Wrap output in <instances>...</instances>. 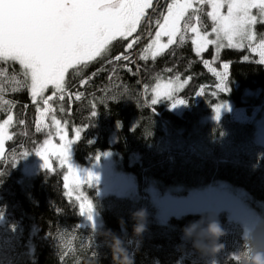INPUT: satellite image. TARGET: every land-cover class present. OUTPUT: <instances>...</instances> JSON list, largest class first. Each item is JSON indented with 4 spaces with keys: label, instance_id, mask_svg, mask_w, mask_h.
Wrapping results in <instances>:
<instances>
[{
    "label": "trees",
    "instance_id": "1",
    "mask_svg": "<svg viewBox=\"0 0 264 264\" xmlns=\"http://www.w3.org/2000/svg\"><path fill=\"white\" fill-rule=\"evenodd\" d=\"M168 1L163 0V5L160 6L157 12L163 10L164 4ZM207 11L208 6L205 7V12ZM152 18L155 20L157 18L156 14L153 13ZM154 29L155 27L153 26L152 32L155 31ZM146 30L147 25L145 21L137 33L141 39H149L146 36ZM117 43L125 44L127 41H113L109 50H113ZM186 51L185 48H182L173 52L174 54L176 53L173 60L158 61V57L154 60L152 58L141 60L140 57L143 55L142 50H138L134 63L125 66L119 62L114 69H106L104 76H99L94 71L97 64L103 59L97 58L79 70V72L91 70V77L88 80L89 85L82 84V81L77 82V80H74L72 73L77 71H71L68 86L65 89L75 87V94L83 93L79 101L65 96L64 102V107L67 110V120L82 127L81 139L75 147L76 160L86 163L88 157L80 152V148L84 144H90L93 141L92 137L100 135L99 138L104 139L107 137L109 131L117 128L120 129L119 136L121 142L119 150L122 152V158L125 161L136 159L162 164V166H155L157 174L155 178L161 181L163 185L183 184L185 186H194L206 184L217 179L230 182L229 179L231 177H236L238 182L244 184L242 187L249 190L256 199L264 202V189L258 191L259 193L255 192L249 186L250 183H248L253 181L257 185V181L262 178V175L256 173L255 178H251L250 180L249 172L241 171L237 174L236 165L225 162V160H231V157L215 156V151L223 150V145L230 144L224 141L223 138H221L219 146L214 147L213 151L209 154L211 158L223 160L218 162L221 164V168L218 169L214 165V163H217L215 161L210 162L205 160L204 164L202 162H197L196 164L193 162L187 163L188 160L184 162L178 161L177 163L175 161L173 163L169 158L160 159L158 157L162 153L163 149L161 151L160 149L163 147L150 139L153 130H158V121H154L155 118L150 116L148 112L151 110L146 105L148 97L142 94L144 87L142 88L137 82H132V73L139 66L147 70V74L143 76L144 79L149 78L146 88L151 86L158 78L175 79L176 76H179L181 79L188 80L189 86L197 90L203 86H208L216 93L213 94L212 92L209 96H206L208 100L207 105H204L203 100L200 103L197 100L194 102L192 96H181L189 101L187 103L188 108H190L180 115L182 117L190 118L189 111L196 109L198 106H201L205 111H209L212 105L219 101H231L236 106L238 99L241 97L254 98V108L264 106V87L257 86V83L264 76V63H259V61L253 65L241 63L239 61L244 60V55L247 53L245 50L225 49L222 52V58L224 60L229 58L234 61L233 73L230 76L228 75V90L216 91L214 85L219 82L218 79L213 76L212 72L210 74H200L201 66L197 60H192L193 55L187 52V55L184 54L181 57ZM210 53H212L211 48L203 56H207ZM247 54L250 57L256 55L252 52ZM128 67H131L132 71H127ZM12 68L14 72H9V77L15 74L19 78V66L14 65ZM192 71L194 74L191 73ZM0 80H4V83L9 88L12 87L10 79L0 77ZM89 87H91V91H88ZM247 89L251 90V93L245 94L244 91ZM25 90L30 95V90ZM26 92L23 91L19 95L23 101L26 100ZM75 94H73V97ZM113 95L120 97V99H117L116 102L111 101L109 97ZM6 96H14V93L9 92L6 94L5 99H8ZM92 99L98 102L94 109L97 111L95 117L91 116L93 109L89 101ZM57 101L58 99L54 100L55 103ZM155 108L163 115L167 125H175L176 128V124L183 122V119L177 117L179 114L165 109L164 104L155 105ZM27 111V108L13 110L14 114H12L14 115L15 122L12 131L15 130V135L12 140L7 142L6 149L16 145H23L28 141L31 135L28 125L20 132L18 130L23 124L18 123L17 125L19 120L24 121ZM0 113L2 114L1 110ZM33 115L36 119L35 111ZM133 116L135 117L132 118ZM136 118L137 120L135 121ZM83 119L89 121L88 129L85 132H83L84 128L80 124ZM139 123L140 125L138 126ZM16 125L18 126L17 128ZM134 126H138L139 128L131 132L130 128ZM195 126L193 122L190 126L184 125L182 127H186V132L188 133L193 131ZM247 126L244 134L234 142L236 144L239 141H244L245 147L243 153L245 158L240 159L241 162L246 161L250 144L252 142L258 143L255 140V131L252 123H247ZM216 132L218 131L216 130ZM36 134L37 132L34 133V135ZM210 139L213 138H199L197 141H200L205 146H210ZM99 142L100 139L95 142V149L99 150L98 153L108 149L103 148ZM259 148L262 152V161L264 163V147L259 144ZM158 152L160 153L158 154ZM192 153L197 156L193 151ZM153 160L156 161L153 162ZM0 172L4 173L0 176V214L3 215L0 218V264H116L113 258V245L116 242V238H119L123 242L124 248L133 260V264H176V261L171 260L172 258L168 257L167 253L169 252L167 249L173 247L177 248L178 251L189 250L194 260L198 259L201 261L210 255L211 251L209 248H206V242L202 246L200 244L196 245L195 242L191 245L188 241L182 240L178 234V231L188 223H209L206 215L187 216L181 220H173L171 222L172 225L166 226L178 229L174 237L168 234L165 238L154 237L149 241L133 231L127 224L121 222L118 216L114 214L107 215L106 218H103V226L97 231L95 237L89 236L91 238L89 239L88 235L85 234V242L77 244L75 248L76 242L73 237V225H78L80 214L75 207L71 209L70 206L73 205L67 202L68 200L64 194L63 198L61 197V192L63 193V178L55 173L51 174L49 170H41L38 173L36 172L33 175L27 176L33 179V184L30 183L23 189L20 181L22 179V172L19 164L3 158L0 160ZM179 181L182 183H179ZM118 205L127 207L124 200ZM27 229L33 231L31 237L25 235V230ZM61 234L64 236L63 240L60 239ZM234 235L237 239L236 242H231L230 246H225V249L221 248L218 252H211L212 256H215L217 260L219 258L221 264H252V257L259 251V247L264 245V238L258 242L248 243L242 239V231ZM45 238L48 240H45ZM97 243H100V246L97 247ZM228 247H233L238 251V255H233L229 258L227 256L222 257L223 254H226V248ZM65 252L68 253L67 256L64 255ZM25 254H32L33 261L28 263ZM201 264L205 263L201 262Z\"/></svg>",
    "mask_w": 264,
    "mask_h": 264
},
{
    "label": "snow or ice",
    "instance_id": "2",
    "mask_svg": "<svg viewBox=\"0 0 264 264\" xmlns=\"http://www.w3.org/2000/svg\"><path fill=\"white\" fill-rule=\"evenodd\" d=\"M160 4L161 0H155V3L154 0H0V77L10 79L14 85L9 88L4 80H0V110L8 109L7 118L0 122V159L5 155V141L13 139L8 129L14 122L12 109L15 104L5 99V95L28 89L39 113L35 131H43L49 137L36 152L43 158L44 168L56 170L53 158L61 168H66L63 175L65 195L68 200L78 203L80 213H87L89 220L93 219L94 202L82 189L98 177L91 171L87 172L86 178L82 177L71 162L72 148L81 139L82 128H74V136L70 138L67 121L62 123L57 119L52 104L57 99L63 101L65 95L81 100L83 93L73 97L72 93L66 92V76L70 69L79 71L104 55L116 40L127 41L125 52L109 62L134 63L128 53L140 44L141 37L137 33L145 21L149 26L146 36L151 42L143 48L141 60H154L170 46L183 44L186 38L194 44L197 56H201L209 45H214L216 57L212 60L201 58V62L218 79L214 85L216 89L228 90L229 63H224L220 71L212 67L222 48H248L250 52L258 53L259 63H264V37L256 43L258 35L255 31L257 25H264V0H171L157 12ZM205 5L210 6L206 13L212 25L210 32L201 20ZM149 9L156 14L155 20L148 16ZM153 26L154 33L151 31ZM12 65L21 69L19 78L15 74L9 77V72H14ZM127 71L132 68L128 67ZM88 82L83 80L81 83L86 85ZM184 83L186 81L182 82L179 76L163 85L157 83L152 89L150 103L154 105L162 97L172 99L173 107L187 103L186 99L175 95ZM49 88L53 89L52 95L45 96ZM198 94H204V89L201 88ZM109 99L117 97L113 95ZM221 106H216L217 119ZM95 108L93 104L92 117L97 115ZM59 111L64 112V108ZM50 113H53L51 129L46 123ZM18 123L24 124V121ZM53 130L59 143L53 142ZM3 174L0 172V176ZM60 239H64L63 234Z\"/></svg>",
    "mask_w": 264,
    "mask_h": 264
},
{
    "label": "bare ground",
    "instance_id": "3",
    "mask_svg": "<svg viewBox=\"0 0 264 264\" xmlns=\"http://www.w3.org/2000/svg\"><path fill=\"white\" fill-rule=\"evenodd\" d=\"M158 9H159V7H157V10ZM208 11H210V10L208 9ZM152 14H153L152 10L149 9L148 16L151 17L152 20H154L152 18ZM142 24H141V26H142ZM146 25H147V30H146V32H147V31H149V26L147 24V21H146ZM141 26H140V28H141ZM152 30H153V27H151V31ZM154 30H156V29H154ZM149 42H151L149 39H141L140 44L135 46L128 53L129 55L132 56L133 61L136 58L138 50H142L144 47L147 46V44ZM125 46L126 45H124L122 43H117L115 45V47L113 48V50H109L104 55H102L100 58H103V59L97 64L94 71L99 76H104L106 69H114V67L119 62L124 64L125 66L130 65V64H126V62H124L123 60L115 61L113 63L109 62V61H113L115 56L124 53L125 52ZM190 46H191V40L186 38V40L183 44L178 43L176 45L170 46L169 49L165 50V52L162 55L158 56V61L173 60V58L175 57V54H176V53L174 54L173 52H176L177 50L185 48L187 51L185 53H183V55H181V57H183L184 54L187 55V52H189ZM226 49H230V48H226ZM246 52L249 53L250 50L248 49V51H246ZM219 55H220L219 59H217L216 62L214 64H212V67L215 68L217 71H220V70H222V66L224 63H229V65H230L229 76L232 75L234 61H232L229 58H226L224 60L222 58V53L221 54L219 53ZM201 58L207 59V60H212L215 58L214 52L210 53L207 56H197V55L192 56V60H197L199 65L201 66V70L199 73L200 74H210V71L208 70V68H206L203 65V63L201 62ZM258 61H259V56L254 55V56L248 58L247 60L244 59V60H240L239 62L253 65V64H257ZM13 66L14 65H12V67ZM90 71L91 70H82L80 72L79 71L73 72L72 78L74 80H77V82L83 81V80H90V77H91ZM18 73L19 74L21 73V69L18 70ZM145 74H147V70L143 69L142 67L139 66L138 68H136V71L134 73H132V79H133L132 82H137V83H139V85H141L142 88L143 87L146 88V83L149 81V78L144 79L143 76ZM162 79H164V78H162ZM8 82H9V80H8ZM257 84H258L257 85L258 87L259 86L264 87V76H263V79ZM189 85L190 84H188L184 88V90L182 91V94L184 96H192V98L194 99V102L196 100H197V102H198V100L199 101L203 100L204 105H207L208 100L206 99V96H209V94L212 93L213 90L211 88H209L208 86H203L201 88L204 89V94H198L199 90L201 88L197 90L194 87H191ZM12 86H14V85H12ZM133 88H135V86H133ZM227 89H228V85H227ZM247 90L244 91L245 94H246ZM23 91L26 92V90H21V91L15 92L14 96H6L8 99L12 100L15 104V107L12 109V113H13L14 109L27 108V110H28L26 113V116L24 117V124L18 130V132H20V131L25 129V126L28 125L30 132H31V135L29 136L28 141L23 145H16V146H13V147L6 149V151H5V157L4 158L7 161H12L16 164H19L20 161L26 160L31 154H33L41 146L42 142L48 137V135L43 131L34 135V133L36 132L35 131V123L38 121L37 120V106L32 101L31 96L28 94V92H26L27 93L26 100L23 101L21 96H19L21 93H23ZM88 91H91V87H89ZM216 91H224V90L216 89ZM130 93L132 94V92H130ZM248 93H251V91H249ZM142 94H143V96L148 97L146 105L151 110V111H148L150 116L155 118L154 121H156V120L158 121V130H153L152 135L150 136V139L152 141L154 140L156 144L163 147L160 149V151L163 149L162 153L158 152V154L160 153L158 155V157L160 159L169 158V160L173 163H175V161L177 163L178 161L184 162L185 160H188L187 163L193 162L194 164H196L197 162H202V164H204L205 160L210 161V162L215 161L217 163H214V165L218 169V168H221V164L218 162L223 161V160L211 158L209 156V154H210V152L213 151L214 147L219 146V144L221 142V138H223L224 141H226L227 143H230L229 145H231L232 147H236L235 153L238 152V155H236V157H237L236 159L231 158V160H225V162L230 163V164H235L236 165L235 167H237V168H235L237 170V172H236L237 174L241 171L249 172V174H250L249 179L250 180H251V178L252 179L255 178L256 173H259L260 175H262V178L259 181H257V185H255L253 183V181H250V180H246V181H250V182H248V183H250L249 186L255 192L262 191L264 189V163L262 161L263 160L262 152L259 148V144L260 145H262V144L257 141V129L255 126V120H253V111H255V109H258L259 112L261 111V113L264 114V106L254 108V98H250V97L239 98L238 103L236 104V109H238V110L233 109L235 111H232L231 113L226 114L218 122V124L214 125V128H207L205 125H203L201 118L198 119L196 126L194 127L193 131H191L190 133H192V134L194 133L196 140H198L199 138H206V137L213 138V139H210V146L208 145L207 149H205V145L203 143H201L200 141H198V143L200 145H197L194 142H191L194 135L188 134L182 128V126H184V125L185 126L192 125L193 124L192 118H194L196 116L189 118V117H182L180 115H177L178 118L183 119V122H181L180 124H176L177 125L176 128H175V125L174 126L173 125L171 126L170 124L167 125L163 115H161L160 111L155 108V105L164 104L165 109H168V110H171L175 113H178L171 108V105H172L171 101L166 102L164 100H159L158 103L153 105L150 103L151 96H153V94L151 95V93H149L148 91H145V89H143ZM117 99H120V97H117ZM117 99H111V101L116 102ZM261 99H263V98H261ZM58 102L59 101H57L55 103L54 101H52V104L56 105ZM222 102H230V103L234 104L231 101H219V102L214 103L212 105V107H215L217 104H220ZM89 104L90 105H93V104L96 105V104H98V102H97V100L92 99L89 101ZM63 108H64V112H59V114L61 116V119H64V118L67 119V116H66L67 110L65 107H63ZM34 111L36 114L35 115L36 119L34 118V115H33ZM1 112H2L3 116L7 115V112H8L7 107H4L1 110ZM242 112L245 113V116L247 117V119L239 118L237 113H242ZM134 117L135 116H133L132 118H134ZM136 120H137V118L135 119V121ZM88 122L89 121L87 119H83V121L80 123L84 128L83 132H85L88 129V126H89ZM247 123H252V125L254 127V131H255V140L258 143L252 142L250 144L248 151H247V159L245 162H241L240 159L245 158V155L243 153V149L245 147L244 141H239L236 144H234V142L236 140H238L244 134V131L248 127ZM13 125H14V123H13ZM13 125H12V127H13ZM17 125H18V122H17ZM17 125H16V128L18 127ZM139 125H140V123L138 124V126ZM138 126L131 127L130 131L134 132L136 129L139 128ZM168 126L170 129L168 128ZM73 127H80V126H77V125L71 123V121H70L69 122V129L73 128ZM51 128H52V126H50V129ZM119 130L120 129L115 128L112 131H109L107 133V137H105L104 139L99 138L100 135H96L95 137H92L93 141H91L90 144H86V145L84 144L82 146V148H80V152L85 154L86 157H88L87 162L83 163V162L76 160L77 163L79 165H82V166L89 165L90 163L97 161V159H99V157L102 156L104 153L110 151V154H112L111 163H112V166L114 169V173L112 171V174L116 178V183L113 182L112 184L116 185V187L119 185L117 176H123L125 178L134 179V177H133V175H134L136 177L138 183L140 184V186H142L143 188L148 187L149 182L153 181V180L161 183V181H159L157 178H155L157 175L155 172V166L156 165L162 166V164H156V163H151L150 161L136 160V159H132V160L128 159L127 161H125L124 158H122V152L119 150V145L121 142L120 136H119L120 135ZM213 130H217L218 132H216V131L212 132ZM11 133H12V136L15 135V130L12 131V128H11ZM98 139H100L99 144L101 143V146L103 148H108V149L98 153L99 150L95 149V142L98 141ZM222 148H223L222 151H227V149L225 148V145H223ZM191 150L198 157L195 156ZM25 152H27L26 155L24 154ZM227 153H230V152H227ZM74 157H75V154H74ZM155 161L156 160H153V162H155ZM55 168L57 169V171L59 172V174L63 178L64 171L59 166V164H57L55 166ZM41 170H49V169L44 168ZM41 170H39V171H41ZM50 172H51V174L55 173V171L54 172L50 171ZM177 173H178V171H177ZM229 180H230V182L226 181V180L217 179V180H213L209 183L202 184V185L187 186V188L194 189V188H200V187H207L213 183H218V182L219 183H228V185H230L236 189H239L243 192L244 191L247 192L254 200L258 201L260 204L264 203L263 201L256 199L250 193L249 190L242 187V186H244V184L238 182L236 177H231ZM20 181H21V185H22L23 189H25L30 183L33 184L32 178H23ZM179 183H182V182L179 181ZM161 184H163V183H161ZM109 185L110 184H100V182H98V184H95L94 186H92V187H94V189H92L86 196L89 199H92V201L94 202V208L96 210H100V212H101L100 217L102 219L104 217L106 218L107 215L114 214L120 218L121 222L127 224L133 231H135L134 227L137 224V220H135L133 218V213H135V212H137L143 208H136L135 206H133L130 203V201H128V203H126L127 207H123V206L118 205L123 200H124V202H126V198H123V197L118 198L117 195H114L117 199H113L115 197H112L111 194H106L109 191L114 190V189H112V187H109ZM171 185H173V184H166L165 186H171ZM140 191L142 193H144V190H140ZM63 194L66 197L64 188H63V193L61 192L62 198H63ZM84 194H85V192H84ZM66 199L68 200L67 197H66ZM193 201L196 202L197 199L194 198ZM67 202H69L73 205V206H70L71 209H73L75 207L78 210V206H77L76 202H74L73 200H68ZM171 202L174 203L173 201H171ZM147 209H148V211L146 210V227H145L144 231L142 233H140V235L143 236L148 241L154 237H164L165 238V236L168 234H170L172 237H174L177 234L178 229L166 226V225H169V226L172 225L171 222L173 220H181L183 218H186L187 216H196V215H204L205 216L206 215L208 222H211L207 213L195 212V213L182 214L180 216H175V215L169 216L166 218V220L163 223H160L155 219V211H153V208H151V210H150L149 206H147ZM189 209H199V208H188V209H183L181 211H185V210H189ZM170 213H178V212H170ZM220 218H221V220L225 219L224 222L223 221L221 223L219 222L220 224H222L221 226L225 231H224V234L219 237L218 242L220 244H222V246H228L232 242L230 236L239 233L242 230L243 226H241V225L230 226L227 223L228 220L226 219V216L221 215ZM80 219H81V216H79V220ZM79 220H78V222H79ZM103 223H104V220H103ZM225 224L228 226V230L230 231V233H228L229 231L226 230ZM190 225H191V223H188L178 231V234L180 235V238L182 240L188 241L191 245H193V243L195 242L196 245L200 244V246H202V244L204 242H206V245H209L211 243L208 240V238L202 234V229L206 228L208 223L199 222V226H198L197 230L191 236L187 235V233L185 231L186 227H188ZM73 228H74L73 237H74V241L76 242V245H74L75 248L77 247V244H82L83 242H85L84 241L85 234H87L88 237L89 236L95 237V235L97 234V231L100 230V229L94 228V227L87 228V229H89V231H86L87 229L81 230L77 224H74ZM32 234H33L32 230H28V229L25 230V235L27 237H31ZM90 237H89V239H91ZM262 238H264V235H262L260 238L255 239V240L254 239L253 240H247L242 235V239H244L248 243L249 242H258ZM45 240H48V239L45 238ZM99 244L97 245V247L100 246ZM84 246H85V243H84ZM206 248H208V247H206ZM167 251H169V252H167L168 257L172 258L171 260H175L176 264H201V262H204L205 264H207L208 262H210L211 259H212L213 263L214 262L217 263L216 257L215 256L213 257L211 252H210L209 256H207L205 259L200 261L198 259L194 260L192 257L193 255L187 249L182 250V251H178L177 248L173 247L171 249H167ZM259 251L264 252V245L259 247ZM25 255L27 256V262L28 263L33 261V256H31L32 254L31 255L25 254ZM21 261H22V259H21Z\"/></svg>",
    "mask_w": 264,
    "mask_h": 264
},
{
    "label": "rangeland",
    "instance_id": "4",
    "mask_svg": "<svg viewBox=\"0 0 264 264\" xmlns=\"http://www.w3.org/2000/svg\"><path fill=\"white\" fill-rule=\"evenodd\" d=\"M162 1L163 0H161L160 6L163 5ZM168 2L170 3L171 0H169ZM154 3H155V0H154ZM160 6H158L159 9H160ZM206 6L208 5L204 6L203 13H201V20L206 26H209L207 30L210 32L212 25H211L210 19L206 15L207 12H205ZM208 9L210 10V6H208ZM255 31L257 32V35H258V40L256 41V43H258L259 38L264 37V25H257L255 28ZM190 35L191 34L189 33V36ZM210 38H214V36H211ZM124 45H126V43ZM209 48L212 49V52H214V55L216 57L215 46L209 45L208 49ZM226 48L227 47L222 48L220 51V54ZM235 50L248 51V48L235 49ZM188 53L191 55H196L194 44L191 43ZM204 53H202L201 56H203ZM142 54H143V51H142ZM255 54L258 55V53H255ZM245 56L250 58V56L247 53L244 55V57ZM71 71L73 70L70 69L69 73L66 76L65 87L68 86L69 74ZM191 73L194 74L193 71ZM170 80L174 81L175 79L158 78L151 86L147 87L146 89L152 95L153 94L152 89L155 88L157 83L163 85L164 83ZM181 81L182 82L186 81V83H184L182 88L178 89L175 95L179 99H185L184 97H181V96H184L182 94V91L189 84V82L186 79L185 80L181 79ZM52 91L53 89L49 88V90L45 93V96L52 95ZM249 91L251 90H247L246 94H248ZM66 92H70L73 95L76 93V88L75 87L67 88ZM254 94L257 95L258 93H254ZM160 100H164L166 102L171 101V104L173 105V100L167 97H162ZM64 102H65V99L63 101H59L57 105L53 104V108L55 109L54 114L56 115L57 119H60L62 121V123L67 121L69 125V121L66 118L61 119V116L59 114L60 112L59 109L61 107H64ZM198 103H200L199 100H198ZM172 105H171V108L174 111L178 112L177 114L179 115H182L186 109H190L188 108V103L177 105L175 107H173ZM217 105H222L220 108L219 119L216 118L217 116L216 106ZM217 105L215 107H211V110L209 111H205L201 106H198L196 109L189 111V115L191 118L196 116L192 118V122H194V125H196L198 119L201 118L203 125H205L207 128H214V125L218 124V122L226 114H229L232 111H235L233 109H236L235 104H232L230 102H222ZM41 107H43V105H41ZM52 114L53 113H50L49 117L46 120V123H48L49 126H51V115ZM237 114L239 118L247 119V117L245 116V113L242 112V113H237ZM6 118H7V115L2 116V114L0 113V122H2ZM38 118H39V113L37 111V120ZM253 120H255V126L257 129V141L264 146V114H262L261 111L259 112L258 109H255V111H253ZM11 128L12 126L8 129V131H9V134L12 135ZM74 128L76 127L69 129L70 138L74 136V131H73ZM182 128L185 132L187 131L186 127H182ZM214 131L216 130H213L212 132ZM188 134L194 135V133L192 134L190 132H188ZM48 138L49 137H47L46 139ZM52 139L54 143H59L58 137L55 136L54 131L52 134ZM8 141L9 140L5 141V151H6V146H7ZM77 142L73 145V148H72L71 162L73 163L75 167H77L80 170V174L82 177L86 178L87 172L89 171H91L95 177H98V179H93L90 185L84 186L82 191L83 193L85 192V195H87L92 189H94V187L92 186H94L95 184H98V182H100V184H110L109 187H112V189L114 190H111L106 194H111L112 197H115L114 195H117L118 198H121V197L126 198L125 204L128 203V201H130V203L136 208H143L147 211H148L147 206H149L150 210L151 208H153V211H155V219L160 223H163L166 220V218L169 216H173V215L180 216L186 213L202 212V213L208 214L210 221L217 220L220 223L222 221L224 222L225 219L221 220L220 218L221 215H224L226 216V219L228 220L227 223L230 226L232 225L243 226L241 230L242 235L247 240H253V239L255 240V239L260 238L262 235H264V203L260 204L258 201L254 200L245 191L243 192L239 189H236L228 185V183L218 182V183H213L207 187L191 189V188H187V186L183 184H176V185L173 184L171 186H165L154 180L149 182L148 187L143 188L142 186H140V184L138 183L134 175H133L134 179L125 178L123 176H117L119 185L116 187V185L112 184L113 182L116 183V178L112 174V171L114 173V169L111 163L112 154H110V151L100 156L99 159H97V161H94L90 163L89 165L82 166L77 163L74 157L75 147H76ZM191 142H194L195 144L200 145L198 141L196 140L195 135L193 136V139L191 140ZM225 148L227 149V151H222V150L215 151V156L231 157L233 159L237 158L236 155H238V152L235 153L236 147H232L229 144H225ZM205 149H207V146H205ZM227 152H230V153H227ZM53 163H54V167L57 164H59L55 158H53ZM43 164H44L43 158L35 151L26 160L20 161L19 166L22 172L21 178L22 179L31 178L27 176L33 175L39 170L44 169ZM62 169L65 174L66 168H62ZM55 174H58L61 177L57 169L55 170ZM140 190H144V193H142ZM194 198L197 199L196 202L193 201ZM113 199H117V198L115 197ZM171 201H173L174 203H172ZM76 204L78 206V211L80 213L79 205L78 203ZM188 208H199V209H189V210L181 211L183 209H188ZM170 212H178V213H170ZM100 215H101L100 210H96L95 208H94L92 220H89L87 213L83 215L80 213L81 219L78 222V226L80 227V229H87L89 227L100 229L103 226V219L100 217ZM225 227H226V230L229 231L228 226L226 224H225ZM228 233H230V231ZM230 237H231L232 243L233 241L234 242L237 241V239L235 238V235L230 236ZM222 249H225V246H223ZM233 255L237 256L238 251H236L233 247L231 248L228 247L226 248V254H223L222 257L227 256V258H229V257H232ZM207 264H221V261L218 258L217 263L216 262L213 263L211 259L210 262H208Z\"/></svg>",
    "mask_w": 264,
    "mask_h": 264
},
{
    "label": "clouds",
    "instance_id": "5",
    "mask_svg": "<svg viewBox=\"0 0 264 264\" xmlns=\"http://www.w3.org/2000/svg\"><path fill=\"white\" fill-rule=\"evenodd\" d=\"M133 218L137 220V224L134 227L135 232L137 234L142 233L146 227V210L141 209L133 213ZM198 226L199 222H195L186 227L185 231L187 235L191 236L197 230ZM224 231L225 230L217 220H212L208 223L206 228L202 229V234L211 242L209 245H205L211 252H218L223 247L218 241L219 237L224 234ZM113 249V258L116 264H133L132 258L119 238H116ZM252 264H264V252H256L252 257Z\"/></svg>",
    "mask_w": 264,
    "mask_h": 264
}]
</instances>
